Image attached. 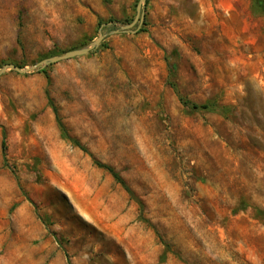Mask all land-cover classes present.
Segmentation results:
<instances>
[{
	"label": "rangeland",
	"instance_id": "1",
	"mask_svg": "<svg viewBox=\"0 0 264 264\" xmlns=\"http://www.w3.org/2000/svg\"><path fill=\"white\" fill-rule=\"evenodd\" d=\"M138 1L0 0V69L119 22L46 67L50 84L0 76V264H264V16L252 0H148L143 32L112 33ZM172 83L216 110L192 113ZM47 90L137 199L61 138Z\"/></svg>",
	"mask_w": 264,
	"mask_h": 264
},
{
	"label": "trees",
	"instance_id": "2",
	"mask_svg": "<svg viewBox=\"0 0 264 264\" xmlns=\"http://www.w3.org/2000/svg\"><path fill=\"white\" fill-rule=\"evenodd\" d=\"M252 4H253V8L258 11L260 14H262L264 16V0H252ZM148 5V2H147ZM109 23H113V25L111 27L115 28L117 23H119L117 20L115 19H110L108 21ZM132 22V21H131ZM130 23V22H128ZM144 30L142 29L140 32H143ZM101 47H104L103 44L100 45V47L98 49H101ZM98 49H96L94 52H96ZM58 54H53L52 56H57ZM171 71L173 72L174 70V66H171ZM42 73H44L48 79V82L50 84V78L47 72V69H43L41 70ZM172 88L176 91V93L178 94L180 103L183 105V107H185L186 109H189L192 113L198 112V111H205V112H213L216 110L217 108V103L215 101H208L205 104L202 105H198L195 104L191 101H189L188 99H186L185 97H183L180 93H179V89L177 87V85L175 83L171 84ZM48 100L50 105L53 108L55 117H56V121L60 130V134H61V138L69 143H71L73 146L77 147L78 149H80L81 151H83L86 154H89L93 160L94 163L96 164L97 167L104 169L105 171H107L114 179L115 181L120 184L122 186V188L133 198V199H137L135 198V194L134 192L131 190V188L127 185V183L125 182V180L122 178V176L120 175L119 172H117L112 166L102 163L98 160H96L93 155L89 152V150L87 149V147L85 145H83L81 143V141L77 138H74L70 135L66 125L64 124L62 118L60 117L58 108L55 106L53 100L50 97V92L47 90L46 92ZM7 142H6V132L3 131V142H2V153H3V158H4V164L5 166H8V161H7ZM139 205L141 206V208H143V204L140 202V200H137ZM261 215H263L264 217V212H260ZM141 219L146 221V219L141 216ZM166 259V255H163L162 260L164 261ZM70 264V262L68 263Z\"/></svg>",
	"mask_w": 264,
	"mask_h": 264
},
{
	"label": "water",
	"instance_id": "3",
	"mask_svg": "<svg viewBox=\"0 0 264 264\" xmlns=\"http://www.w3.org/2000/svg\"><path fill=\"white\" fill-rule=\"evenodd\" d=\"M147 2H148V0H139L137 3V6H136V16H135L134 20L127 25L120 26L118 29L114 30L112 33H115V34H125V33L137 34V33H139L145 24ZM112 25H113V23L103 24L100 27L99 37L94 42H92L90 45H88L87 47H84V48L79 49V50L69 51L63 55H57V56H53V57L44 59L41 62H39L38 64L34 65L31 69H29V68L22 69L15 64H7V65H4L0 69V76L3 75L5 72L10 71V70L18 72V73H27L32 69L43 70L50 65L58 64L60 62L71 60V59H74L77 57L86 56V55L90 54L91 52L95 51L96 49H98L100 47L101 43L103 42V40L105 39V35L101 32L102 29L104 27H109ZM135 27H136V29H134Z\"/></svg>",
	"mask_w": 264,
	"mask_h": 264
}]
</instances>
